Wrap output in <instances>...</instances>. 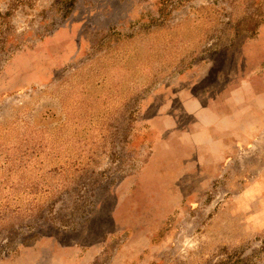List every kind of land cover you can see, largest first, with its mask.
Instances as JSON below:
<instances>
[{"label": "rangeland", "instance_id": "obj_1", "mask_svg": "<svg viewBox=\"0 0 264 264\" xmlns=\"http://www.w3.org/2000/svg\"><path fill=\"white\" fill-rule=\"evenodd\" d=\"M237 98L264 0H0V264H264V114L208 125Z\"/></svg>", "mask_w": 264, "mask_h": 264}, {"label": "crops", "instance_id": "obj_2", "mask_svg": "<svg viewBox=\"0 0 264 264\" xmlns=\"http://www.w3.org/2000/svg\"><path fill=\"white\" fill-rule=\"evenodd\" d=\"M235 101H237V104L234 102V105L231 107H227L228 103L226 102L225 103V106L224 108H221V109H218L217 107H212L210 108L211 109V112H210V115H212L210 117V120H209V128H222V130H224L226 132V130H236L237 127L240 128L241 126V118H242V113L243 111H248V114L250 113V115L253 114H258V113H261V114H264V108L260 107V105L258 104V102L256 101V103L258 104V107L252 105L251 107H247L245 110L242 109L241 105L237 99H235ZM260 107V109H259ZM252 111V113L250 112ZM222 114V119L219 121V123L217 122L218 120H215L216 118V115L217 114ZM226 113H229L230 116L228 118ZM235 117H236V121H235ZM233 125V126H231ZM251 128V127H250ZM229 135V134H228ZM228 135L225 137V140H223L221 142V146L217 143H219V141H216L213 139L211 142H210V151L211 152H214V151H218V147H221V150L219 151L221 154H222V157L221 158H227V154L228 152L226 151L227 149L230 150V152L234 151L236 149V147L239 145V144H242V141H241V137L240 135H237L235 137H233V139L228 143L226 140L228 138ZM227 142V143H226ZM204 143H207V141H205ZM203 143V144H204ZM192 144H195L194 142ZM190 144V151H189V155L186 157V158H195L193 157V153H191V145ZM197 144H202V143H197ZM233 144V145H231ZM199 146V145H198ZM209 148V147H208ZM200 153L201 154H198L200 155V157H196V158H206V156H208V153L206 151H203V150H200ZM195 156V155H194ZM220 160V159H218Z\"/></svg>", "mask_w": 264, "mask_h": 264}]
</instances>
